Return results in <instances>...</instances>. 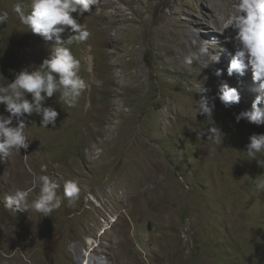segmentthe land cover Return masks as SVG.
Returning <instances> with one entry per match:
<instances>
[{"label": "rangeland", "instance_id": "obj_1", "mask_svg": "<svg viewBox=\"0 0 264 264\" xmlns=\"http://www.w3.org/2000/svg\"><path fill=\"white\" fill-rule=\"evenodd\" d=\"M17 3L30 11L31 0H0L9 13L0 87L50 56V43L21 24ZM235 3L101 0L78 18L91 35L69 47L86 89L75 106L49 98L57 126L29 117V148L0 161V264H264V191L255 188L264 169L245 152L264 124L235 120L251 110L258 85L251 70L228 76L235 49L221 34L231 31L223 26ZM205 45L207 55L183 63ZM215 54L220 62L211 64ZM225 82L241 94L230 108L218 99ZM201 87L216 97L217 139L197 135L208 127L196 113ZM41 175L62 198L64 183L77 182L79 199H63L50 216L4 206ZM38 195L39 185L29 201Z\"/></svg>", "mask_w": 264, "mask_h": 264}, {"label": "clouds", "instance_id": "obj_2", "mask_svg": "<svg viewBox=\"0 0 264 264\" xmlns=\"http://www.w3.org/2000/svg\"><path fill=\"white\" fill-rule=\"evenodd\" d=\"M101 0H31L30 11L25 12L21 3L14 6L22 25L27 26L30 32L41 36L45 42L50 43V56L34 70L25 68L15 74V79L6 86L0 87V105L4 112L0 113V161L9 158L13 152L27 150L30 146L25 128L28 118L36 115L41 117V127L52 128L57 126L60 113L52 106H46V101L54 95L58 102L68 106H75L77 99L86 89L85 80L79 75L80 61L72 54L69 47L74 42L88 40L91 33L78 18L95 6L96 12L100 10ZM76 14V15H73ZM9 20L7 11H0V25ZM222 35L225 41L232 43L235 52L227 67L229 77L238 75L243 77L251 70L252 80L258 85V95L252 103L250 111H242L236 115L239 123L242 119L255 125L264 124V0H236L234 13L224 24ZM68 33L65 37L63 34ZM208 54L207 46H202L199 53L184 57L183 63L191 66L194 60L199 61ZM220 55L212 56V63H219ZM209 67L208 63L204 68ZM223 69H216L215 75L221 76ZM208 89L201 87L198 91L199 99L196 102L197 115L205 117L208 127L199 132L198 136L217 139L222 135L221 129L214 120L215 99L206 95ZM29 94L31 99H29ZM218 99L225 108L239 104L241 94L228 83L221 84ZM246 145L249 162L255 161L257 166L264 169V134H252ZM39 185V195L29 201L30 193ZM59 185L47 175L35 177L33 187L26 190H16L4 197V206L15 212L35 210L50 216L62 206L63 199L68 200L72 206L78 199L80 187L75 181H66L63 185V198L58 194ZM257 191H264V180L256 183Z\"/></svg>", "mask_w": 264, "mask_h": 264}, {"label": "bare ground", "instance_id": "obj_3", "mask_svg": "<svg viewBox=\"0 0 264 264\" xmlns=\"http://www.w3.org/2000/svg\"><path fill=\"white\" fill-rule=\"evenodd\" d=\"M250 77L252 78V76H250ZM252 81H253V80H252ZM122 242H123V241H122ZM88 243H89V244H92V241L89 240ZM120 244H121V243H120ZM79 256H82L81 252L79 253ZM83 257H84V256H83ZM95 259H96V258H95ZM78 260H79V258H78ZM90 260L93 261V258H91ZM93 262H94V261H93ZM93 262H92V263H93ZM88 264H89V263H88Z\"/></svg>", "mask_w": 264, "mask_h": 264}]
</instances>
